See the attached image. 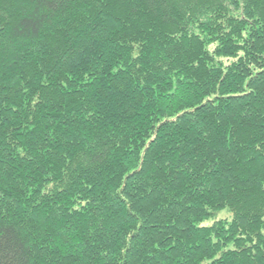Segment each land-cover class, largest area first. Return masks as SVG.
Returning a JSON list of instances; mask_svg holds the SVG:
<instances>
[{
    "label": "trees",
    "instance_id": "1",
    "mask_svg": "<svg viewBox=\"0 0 264 264\" xmlns=\"http://www.w3.org/2000/svg\"><path fill=\"white\" fill-rule=\"evenodd\" d=\"M0 264H264V0H0Z\"/></svg>",
    "mask_w": 264,
    "mask_h": 264
},
{
    "label": "rangeland",
    "instance_id": "2",
    "mask_svg": "<svg viewBox=\"0 0 264 264\" xmlns=\"http://www.w3.org/2000/svg\"><path fill=\"white\" fill-rule=\"evenodd\" d=\"M221 215V214H220Z\"/></svg>",
    "mask_w": 264,
    "mask_h": 264
}]
</instances>
